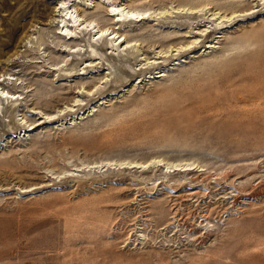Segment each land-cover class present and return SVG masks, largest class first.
<instances>
[{"label":"rangeland","instance_id":"374dc122","mask_svg":"<svg viewBox=\"0 0 264 264\" xmlns=\"http://www.w3.org/2000/svg\"><path fill=\"white\" fill-rule=\"evenodd\" d=\"M64 1L0 0V75L20 96L0 105V264H264V135L230 136L221 80L264 55V0H122L150 8L123 26L147 60L60 36ZM178 4L222 18L165 15ZM165 33L199 42L158 59L181 46Z\"/></svg>","mask_w":264,"mask_h":264},{"label":"bare ground","instance_id":"6f19581e","mask_svg":"<svg viewBox=\"0 0 264 264\" xmlns=\"http://www.w3.org/2000/svg\"><path fill=\"white\" fill-rule=\"evenodd\" d=\"M98 1L100 2L102 1L103 3H105L106 6L105 10L106 13L109 15L108 17H110L112 20V25L104 26L100 22H97L95 18L85 16L83 13L84 10H82L79 7L78 2H76V0H66L64 2H61V4L58 5L56 9L58 13H60V17H61L60 24L62 23V25H58L59 30L57 33L60 36L68 37L70 39L73 36L80 35L82 31L83 33L85 31L90 34V38L87 41V44L89 46L91 45L93 46L94 44H98L102 42L108 46V49H111L110 53L112 55L121 56V55H125V53H127L128 51L132 53L136 51L137 55L142 56L141 59L147 60L149 58L143 56L145 52L152 51L154 52V54L156 53L157 50L154 48L155 45H153L154 46L153 48L152 46H150L149 49L141 52L143 48L141 46L142 42H139V39L143 37L135 36L130 38L129 37L130 35L123 27L126 24V22H132V21L135 22L150 18L149 16L151 15V12L149 13L148 11L150 8L148 9L146 8L144 10L137 9L132 6H129L128 4L127 5L124 4L122 0H98ZM209 8L213 9L214 7H212L210 4L209 5L206 4L204 6L202 5L194 6L191 4H178L177 7L172 8L170 11L167 10L168 12L165 15L188 16L192 18H195L198 15H200V17L202 18L209 17L211 22L216 21L217 18L218 19L222 18V16H217L219 15V12L211 13L210 12L211 10ZM208 10L210 11L208 12ZM211 15L213 16L210 17ZM214 24L219 26V23L218 24L214 23ZM187 26H190V24H187ZM216 27L217 26L213 27L210 30L204 29V31L201 30L203 32L197 31L195 33L203 36H207L208 33L216 29ZM146 34L147 33H145V35ZM186 35H191V34L189 33H184L180 35L176 33L163 34L160 37L159 42L165 44L168 41L179 40L181 46L177 47L176 49L175 46H172L171 50L166 48V50L158 51L157 53L158 56L155 55L156 58L159 59L160 57H162L164 60H167L178 54L184 53L186 49L195 47L198 44L199 41L194 40L192 42H187L188 44H186L185 48H183V46L185 45L184 43L186 41V38L184 39V37ZM147 40L146 42L148 43L149 41ZM75 46L76 45L70 46L68 48V52L76 50ZM90 54H94V52L92 53L91 51ZM157 63L159 62L151 61L149 64L150 66L153 67L157 65ZM56 68L57 67L54 66L52 69H56ZM162 74L163 73L160 72L159 74H157V76L158 75L160 76ZM228 75L221 77L222 82H224V84L227 85V86L224 85V87L226 88L223 90L224 95L229 98L228 101L235 102L232 105L234 109L230 111L231 116L225 120L227 125L226 129L228 130V133H230V136L232 134V137L235 139H240L244 133V130L251 131L253 132V134L264 135V55L251 57L247 59V61L237 64L233 68L232 73L229 76ZM8 82H9V76L5 77L0 75V105L5 101L7 103L8 102L12 103L14 101L13 100L14 98L17 100L20 97L16 95V92L10 94L11 92L5 90L4 86ZM43 91L44 90H42L41 87V89L37 90V93L35 94L36 99L33 102L35 108L37 107L39 108V106H42V104L45 103V101L47 100ZM51 95L54 96L53 93ZM233 99H236V101H234ZM48 100L47 102L52 101V100L51 101ZM157 161L158 160L154 159L155 163ZM149 163L151 162L137 163L131 165L144 168V166L148 165ZM110 164L111 163L107 165L111 166ZM190 167L192 166H190L189 163H180L173 165L165 164L164 166H162L163 171H167L171 169L185 170Z\"/></svg>","mask_w":264,"mask_h":264}]
</instances>
